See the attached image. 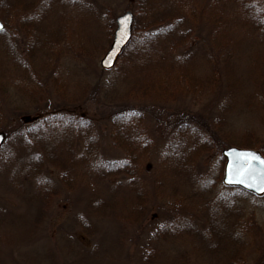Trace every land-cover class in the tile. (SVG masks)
Here are the masks:
<instances>
[{"label": "rangeland", "instance_id": "obj_1", "mask_svg": "<svg viewBox=\"0 0 264 264\" xmlns=\"http://www.w3.org/2000/svg\"><path fill=\"white\" fill-rule=\"evenodd\" d=\"M3 1L0 132L7 138L0 149V264L229 263L218 259V247L212 249L218 231L215 237L210 232L222 223L218 214L242 243L239 252L231 244L221 247L220 256H233L232 264H264V196L225 186L222 155L230 146H264V30L237 19L246 36L241 47H227L237 72L220 74V88L218 72L200 61L193 68L197 78L213 80L205 92L166 104L137 101L149 144L134 145L130 166L120 173L110 170L111 162L131 157L110 139L106 109L115 103L104 101L99 80L117 72L102 75L101 61L114 41L117 18L133 11L136 0H66L64 7L55 2L49 11H37L45 28ZM207 35L202 27L194 44ZM38 40L47 41L46 59L36 52L44 44ZM123 53L117 64L129 54ZM179 112L188 116L183 125L193 120L197 129L195 136L193 127L178 137L185 141L191 172L162 157L166 144L175 146ZM46 116L55 123L39 128L34 118ZM27 130L60 155L68 184L49 159L36 167L32 159L42 156L41 147H23ZM218 142L225 145L222 151Z\"/></svg>", "mask_w": 264, "mask_h": 264}, {"label": "trees", "instance_id": "obj_2", "mask_svg": "<svg viewBox=\"0 0 264 264\" xmlns=\"http://www.w3.org/2000/svg\"><path fill=\"white\" fill-rule=\"evenodd\" d=\"M35 1L37 0H4L3 2L9 6L10 10L16 7L15 9H18V11L21 10L20 13H27L26 16L28 14L29 16L32 15L28 18L36 17L37 22L31 21V24H36L38 28H45L44 22L38 25L39 20H41L39 12H37L39 9L42 11L45 7V10L49 11L50 7L59 1H62L60 3L62 7L68 5L66 0H42L43 3L39 4H35ZM70 1L75 2L76 0ZM15 2L19 4H17L19 7L13 5ZM133 12V38L123 55L127 51L129 54H125L123 61L116 65L117 72L112 78L108 79L106 77V79L101 78L99 80L100 83H103L104 101L109 104L110 102L111 104L115 103V106L111 105L106 109L110 120V139L115 146L124 150L127 154L126 157H131L111 162L113 164L112 167L109 166L110 170L113 168L120 173H125L124 170H127L130 166L133 146H141L144 149V145L148 146L149 144L148 140L145 139L147 129L144 128L143 124L141 125L142 116L140 114L142 112L137 109L135 104L137 101L145 105H147L145 101L151 102L153 105L166 104L177 100L184 101L187 96H196L205 92L213 80L208 82V79L204 81V79L197 78L193 68L200 61L208 65L213 73L218 72L216 74H218V87L220 88L219 85L222 81L220 74L225 73L230 78L237 72L235 61L229 56L231 52L227 47L231 44L241 47L244 43L243 37L246 36L237 30V19L243 25L247 26L250 22L256 29L264 30V0H136ZM0 13L2 14L0 18L4 21L7 15L6 10ZM202 27L208 29L206 40L201 39L194 44L195 37ZM36 33H38L37 30ZM41 41L44 44H40V48L36 52L41 51L44 54V59H46L51 54L47 41L38 40V42ZM175 52L178 53L173 55ZM187 69L192 77L189 76ZM106 73H109V71H102V75H106ZM145 80H148L151 85L147 86ZM97 90L98 87L95 91L97 92ZM139 90L145 93H142V95ZM164 113L167 114V112ZM222 115L221 110L218 117L222 118ZM175 117L178 118L177 123L179 124L174 128L172 134L176 140V147L174 146L171 150L169 148L171 144H166L168 147L166 149L165 145L162 157L167 163L173 160V164L178 165L180 163L183 169L191 172L194 167L189 164L187 151H185L186 145L183 143L185 141L178 140V137L184 136L188 129H193L194 121L189 120L192 122H189L188 127H186L183 124H186V120H188L187 115L183 116L179 112ZM34 120L39 123V128L55 123V118H52V116H46L41 120L35 117ZM196 131L197 129L194 127L192 130L193 136L197 135ZM31 134H33L32 131H25L22 138L25 142L23 147H28L27 144L41 147L42 156L35 155L32 159L37 164L36 167L38 168V164L42 166L43 160L47 161L49 159L61 170L62 181L68 184V180L64 177L68 175L69 170L65 168V163L59 157L60 155L52 153L51 148L48 147L50 144H45L41 138H32ZM194 139L196 140L191 146L197 144V137H194ZM199 142L202 143V140H199ZM247 147L258 149L264 154V146L248 145ZM224 148L225 145L221 146L218 142V151H222ZM88 150L90 153L92 152L89 146ZM91 162L93 163V161ZM35 173H39L38 169ZM40 181L39 178V183ZM162 184L163 182L156 187L154 186L155 190L160 189ZM209 221H211L210 218ZM218 221L222 222H218V230L214 227L210 232L215 237L218 231V246L215 245L212 249L216 250L218 247V259L220 257L227 258L229 263L232 264L233 258L230 260V257L233 256L225 252H222V256H220V249L221 247L225 249L231 244L239 249V252L242 243L238 240L239 237L236 232L233 234L235 229L231 228V231H228L226 221L219 214ZM253 221L251 225L254 224ZM235 225H233L234 228ZM195 233L197 235V232ZM221 241L225 243L220 246ZM243 262L244 259L241 263ZM229 263L225 262L224 264ZM237 264H239V260H237Z\"/></svg>", "mask_w": 264, "mask_h": 264}, {"label": "water", "instance_id": "obj_3", "mask_svg": "<svg viewBox=\"0 0 264 264\" xmlns=\"http://www.w3.org/2000/svg\"><path fill=\"white\" fill-rule=\"evenodd\" d=\"M133 19L134 15L131 11L126 12L117 18L118 27L115 31L114 41L101 61V66L110 70L122 55L124 49L128 46L132 38L133 32ZM4 29V23L0 19V31ZM6 140V134L0 132V148ZM253 153L260 160L253 159L247 154ZM223 157L226 159L225 175L223 183L227 186H238L248 190L256 195H264V184L259 183L258 178L264 172V155L255 149H244L238 147H230L222 152ZM251 168L252 177H244V182L241 181L240 173L244 170Z\"/></svg>", "mask_w": 264, "mask_h": 264}, {"label": "snow or ice", "instance_id": "obj_4", "mask_svg": "<svg viewBox=\"0 0 264 264\" xmlns=\"http://www.w3.org/2000/svg\"><path fill=\"white\" fill-rule=\"evenodd\" d=\"M247 155H249L253 159L260 160V158L256 157L255 154H253V153H250V154H247ZM261 164H264V160L261 161ZM240 175H241V181L240 182H244V177H248V178L252 177V169L248 168V169L244 170L243 173H240ZM258 180H259V183L264 184V172H262V174L258 178Z\"/></svg>", "mask_w": 264, "mask_h": 264}]
</instances>
